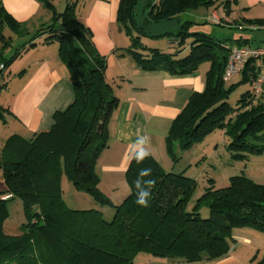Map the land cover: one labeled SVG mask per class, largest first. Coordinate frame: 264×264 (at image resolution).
<instances>
[{
  "label": "trees",
  "instance_id": "1",
  "mask_svg": "<svg viewBox=\"0 0 264 264\" xmlns=\"http://www.w3.org/2000/svg\"><path fill=\"white\" fill-rule=\"evenodd\" d=\"M42 1L53 16L38 27L33 38L48 34L44 42L57 43L74 100L66 110L54 113L49 130L27 139L13 135L6 141L0 159L5 185L0 191V264H133L139 253L192 264L228 253L235 229L264 233V184L244 174L231 176L229 185L220 189L210 184L188 209L197 182L184 171H165L149 155L140 164L129 161L125 172L129 193L119 204L101 191L96 162L107 146L108 123L118 98L105 79V58L94 47L88 27L75 15L76 4L69 1L58 12L52 3ZM236 1L119 0L116 21L131 39L127 54L140 68L181 75L208 64L204 90L190 95L167 132L166 149L174 164L180 160L177 147L187 150L216 128L228 135V149L234 156L264 154V102L255 99L249 89L231 107L227 102L230 89L222 78L228 51L236 43V47L248 45L247 40L194 31L192 26L198 23L185 18L197 9L220 5L229 14ZM2 20L18 33L25 27L0 10ZM172 22L177 24L173 29ZM149 34L166 36L179 48L176 52L148 48L140 36ZM187 40L188 53L179 57ZM10 61L0 62L7 67ZM260 64L259 60L248 61L241 72L242 82L252 86ZM230 112L235 113L234 118H228ZM145 168L151 169V175L142 179H155L156 183L148 206L142 207L136 203L135 182ZM63 175L76 190L114 209L112 219L106 220L96 209L68 208L62 198ZM5 194L23 204L26 221L17 235L7 234L3 228ZM203 208L207 217L201 215ZM250 264H264V251L254 254Z\"/></svg>",
  "mask_w": 264,
  "mask_h": 264
},
{
  "label": "crops",
  "instance_id": "2",
  "mask_svg": "<svg viewBox=\"0 0 264 264\" xmlns=\"http://www.w3.org/2000/svg\"><path fill=\"white\" fill-rule=\"evenodd\" d=\"M47 1L56 9L54 0ZM69 1L76 4L77 19L88 27L94 47L105 58V79L112 85L118 98V105L108 123L107 146L97 159L96 171L101 191L112 201L120 202L129 193L125 172L130 161L128 156L135 148L137 129H142L141 134L150 138V155L161 166L167 158L172 162L166 149L167 132L190 95L204 90L208 64L200 66L195 73L181 75L167 70L142 69L127 54L125 49L128 45L119 47V50L115 48L113 35L119 29L116 21L119 0H82V5L79 0H66V3ZM88 3L91 4L90 9L82 11ZM215 8H220L221 12L218 14ZM0 10L9 14L16 22L25 24L23 31L18 33L8 23L0 21L3 36V39L0 38V61L11 60L0 84L1 159L9 137L18 135L27 139L35 133L49 130L54 123V113L66 110L73 102L74 90L57 43L44 42L48 34L33 38L41 24L51 21V9L44 6L42 0H0ZM208 10V13L202 15L197 14L199 9L194 13L207 23H213L209 21V16L216 12L226 21L220 26L231 29L242 26L239 30H247L249 33L261 30L264 25L250 22H264V0H237L231 5L229 14L224 12L222 5ZM192 15L193 13L190 16ZM6 29L8 35L5 33ZM211 33L215 34L213 31ZM221 38L247 40L250 46L264 44V37L252 40L245 35H231ZM236 44L232 47L238 46ZM3 190L5 185L0 171V191ZM108 190L116 195H110ZM232 235L234 240L250 241L243 233L233 232ZM256 242L258 251L261 252L264 241ZM233 247L216 260L203 261L214 262L229 255L232 257Z\"/></svg>",
  "mask_w": 264,
  "mask_h": 264
},
{
  "label": "rangeland",
  "instance_id": "3",
  "mask_svg": "<svg viewBox=\"0 0 264 264\" xmlns=\"http://www.w3.org/2000/svg\"><path fill=\"white\" fill-rule=\"evenodd\" d=\"M82 0H79L80 4ZM72 2V1H71ZM233 3L232 5H234ZM54 5L58 12H62L65 9L66 0H54ZM80 5V6H81ZM79 6V7H80ZM91 4L88 3L87 7H83L82 11L89 10ZM234 7V6H233ZM218 14L221 12L220 8H215ZM210 10L205 8H200L197 12L198 15L202 13H208ZM225 12V11H224ZM200 13V14H199ZM193 12L192 16H186L185 18L191 19L195 23L192 26V30L201 31L205 33H211L213 31L216 37H228V36H247L253 39H258L259 37H264V30L253 31L249 33L247 30H239L237 28L231 29L225 26L215 25L213 23H205L202 17L198 16ZM221 23L225 24V20L221 17ZM50 21V19H49ZM202 21V22H199ZM177 24L172 22L170 27L173 29ZM161 28L160 30H162ZM158 30V31H160ZM6 35L9 34L8 29L5 30ZM212 34V33H211ZM116 50L124 45H130L131 39L126 34L124 30L118 29V33L113 35ZM140 41L143 45L148 48L158 49L160 51H170L176 52L179 48L175 43L172 42L166 36L159 35H142L140 36ZM187 43L182 51L178 53L179 57H182L188 53ZM207 63H202L200 66H205ZM6 72V71H5ZM5 75V74H4ZM4 79V76L1 80ZM1 84V83H0ZM227 89H230L227 102L228 104L235 108L237 101L240 96L251 88L249 83L242 82L241 74L233 76L229 81L225 82ZM235 113L230 112L228 118H234ZM227 118V119H228ZM229 137L225 134L222 128H216L210 134L205 135L202 139L193 143L192 147L187 150H181L177 148V155L180 160L173 164L169 159H165L163 162V168L165 171L181 172L184 171L185 175L193 178L197 182V188L191 201L188 204V209H191L195 200L204 192L205 188L210 184L214 188H223L229 185L230 177L233 175L244 174L245 176L252 179L254 182L264 184V154H249L247 158H238L234 156L233 152L228 149ZM172 163V164H171ZM210 180V181H209ZM211 182V183H210ZM61 189L62 198L66 206L74 210H87L96 209L102 212L103 217L106 220H111L114 215V209L106 205H100L95 200H93L89 195L84 192L76 190L72 182L63 175L61 178ZM110 195H116L114 192H110ZM118 194V193H117ZM3 199L7 201V217L4 220L3 228L7 234L17 235L20 233V226L25 223L26 217L24 214V208L22 201L18 198L10 199L9 194L2 196ZM119 200H113L115 204H119ZM201 215L207 217L208 212L206 208L201 210ZM235 233H243L248 236L247 240H234L232 235V240L230 241L231 248L234 252L232 257L229 255L225 258H221L214 262L203 261L199 263L192 264H250V259L258 252L259 246H257V240L264 241V233L252 230V229H235L232 231ZM256 240V241H255ZM259 245V244H258ZM264 251V249H260ZM170 259H159L154 258L146 253H139L133 264H152L156 262L157 264H191L181 261H168Z\"/></svg>",
  "mask_w": 264,
  "mask_h": 264
},
{
  "label": "built area",
  "instance_id": "4",
  "mask_svg": "<svg viewBox=\"0 0 264 264\" xmlns=\"http://www.w3.org/2000/svg\"><path fill=\"white\" fill-rule=\"evenodd\" d=\"M221 17L216 12H212L209 21L220 24ZM242 29V26H238ZM264 29V25L261 26ZM250 60H259L260 68L257 77L252 83L251 92L255 99H261L264 102V44L258 46L244 45L240 47H232L228 51L226 66L223 72V81H229L233 76L241 74L244 66ZM6 71V65L0 62V83Z\"/></svg>",
  "mask_w": 264,
  "mask_h": 264
},
{
  "label": "clouds",
  "instance_id": "5",
  "mask_svg": "<svg viewBox=\"0 0 264 264\" xmlns=\"http://www.w3.org/2000/svg\"><path fill=\"white\" fill-rule=\"evenodd\" d=\"M142 129L138 128L136 131V140L134 142L135 148L128 156V159L135 160L137 164L142 163L151 153L148 149V145L150 144V138L146 134H141ZM125 138H127L125 136ZM151 175V169L145 168L141 169L139 173V177L136 182L137 189V199L136 203L139 206L147 207L148 200L151 196V189L155 186V179L143 180L142 178L145 176Z\"/></svg>",
  "mask_w": 264,
  "mask_h": 264
}]
</instances>
